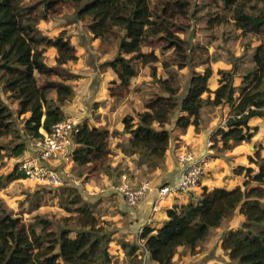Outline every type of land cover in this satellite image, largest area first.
I'll use <instances>...</instances> for the list:
<instances>
[{
	"label": "trees",
	"instance_id": "trees-1",
	"mask_svg": "<svg viewBox=\"0 0 264 264\" xmlns=\"http://www.w3.org/2000/svg\"><path fill=\"white\" fill-rule=\"evenodd\" d=\"M192 1L0 0V82L4 93L17 105L16 116L26 115L22 130L17 129L12 110L0 98V138L11 135L20 141L10 148V155L20 157L32 139L42 137L41 130L50 133L53 125L66 118L63 106L72 99V82L79 77L66 66L77 61L76 50L64 32L49 38L37 25L62 16L70 7L76 20H88L86 28L93 39L116 41V55L105 62L116 78L110 82L109 97L128 95L130 80L138 73L135 63L149 69V85L154 89L143 100L140 112L122 118L123 132L130 136L122 152L136 155L137 167L145 168V173L160 169L171 135L165 126L175 118V128L185 130L192 125L198 131L202 107L226 104L229 108L223 128L212 137V149L221 153L249 143L257 128L250 127L248 121L264 118V42L253 50L252 68L239 74L232 64L228 71H219L213 98H202L209 93L211 69L193 70L190 44L180 37L185 22L190 20ZM219 1L224 9L230 7L235 29L264 35V12L257 6L264 0ZM223 21L217 15L209 24L217 26ZM47 50L55 52L51 65L45 62ZM158 50L171 51L169 60H160L155 53ZM157 63L161 64V76H157ZM173 67L180 73L187 70L183 83ZM235 76L241 78L237 88L233 86ZM109 136L108 130L85 121L78 126L70 159L80 168L78 176L82 180L101 171L109 177L121 173L108 163ZM19 163L4 177L6 182L25 181ZM248 164L234 170L244 178L241 187L203 188L196 197L193 192L186 193L187 202L167 209V219L159 228L145 226L136 243L119 242L124 263L142 264L141 241L148 261L170 264L179 247L194 252L211 229L238 212L243 217L241 225L221 237L220 247L228 259L225 264H264V157L257 151L248 157ZM2 181L0 176V188ZM55 193L63 210L73 216L53 222L39 220L40 230L0 205V264H116L108 251L112 232L83 198L81 189L64 181L55 190L47 189V194Z\"/></svg>",
	"mask_w": 264,
	"mask_h": 264
},
{
	"label": "crops",
	"instance_id": "crops-1",
	"mask_svg": "<svg viewBox=\"0 0 264 264\" xmlns=\"http://www.w3.org/2000/svg\"><path fill=\"white\" fill-rule=\"evenodd\" d=\"M99 45L100 40L94 39ZM54 57L55 52L49 50ZM77 61L84 65V56L76 53ZM53 64L52 62L49 64ZM78 63H68L70 72L80 75L78 87H75V99L73 103L63 106L65 117H77L81 122L85 121L89 126L100 127L109 132V165L111 168L118 167L120 174L115 177L107 176L103 171L94 177L82 180L78 176V168L70 159L52 162L50 167L58 171L64 180H67L81 189L83 198L93 206V211L99 219L106 223V229L112 232V241L108 251L118 260L119 264L124 262V253L119 242L136 243L141 229L145 226L153 229L159 228L167 219L166 210L173 205L185 204L188 200L186 194H170L163 200L157 202L156 190L160 185H173L179 177L178 157L185 153L192 154L193 160L202 159L205 162V175L199 187L193 192L194 197L199 196L203 188L212 190L214 188L233 189L241 187L243 176L236 175L234 170L238 166L248 167V157L258 151L264 157V143L260 142L255 135L249 143L234 145L230 150L214 154L212 149V137L215 131L223 128L228 116L229 108L226 104L217 107H202L199 130L195 131L192 125L185 130L175 128V118L170 125L165 127L171 131L169 146L166 151L163 165L150 173H145V168L137 167V156L122 152V145H126L130 136L123 132L122 118L126 114L133 115L134 112L142 110V102L148 98L151 86L148 81L151 77L147 68L130 80L129 93L125 98H111L108 95L110 82L116 80L113 72L107 68L106 72L96 73L94 65L81 66ZM66 66V67H67ZM67 67V68H69ZM219 69L211 68V77L207 81L209 93H204L202 98H213L212 92L218 87ZM142 73L146 76L142 77ZM238 77V78H237ZM237 82L233 86H240L241 78L236 76ZM148 85V86H147ZM237 96V93L234 95ZM17 108V105H15ZM250 127L258 126L264 133V118H252L248 121ZM218 138V137H216ZM261 146V148L259 147ZM220 144L217 143V147ZM31 153V152H29ZM74 179H71L73 178ZM150 180L154 186L152 192L135 207L124 204L119 187L125 180L131 186H136L144 179ZM71 179V180H69ZM243 217L238 212L229 220L222 221L218 228L211 229L204 241L195 248L194 252L179 247L171 259L170 264H225L220 263L217 257L227 259L226 254L220 247L221 237L224 232L238 228ZM240 224V225H239ZM202 246V249H200ZM223 256H222V255ZM146 264H157L146 261Z\"/></svg>",
	"mask_w": 264,
	"mask_h": 264
},
{
	"label": "rangeland",
	"instance_id": "rangeland-1",
	"mask_svg": "<svg viewBox=\"0 0 264 264\" xmlns=\"http://www.w3.org/2000/svg\"><path fill=\"white\" fill-rule=\"evenodd\" d=\"M257 6H260V9L264 12V3L258 4ZM229 9L230 7L224 9L222 2L219 0L192 1L190 20L185 22V31L180 34V37L190 44L192 50L191 64L194 71L203 72L206 67L210 69L218 68L219 71H228L232 64H235L237 72L241 74L253 67L251 59L253 50L264 42V35L262 32L259 34L251 32L243 33L241 30L235 29ZM217 15L221 16V19L225 21L217 26L211 23L209 24V20L215 18ZM87 23L88 20H76L74 11L70 7L60 17H50L44 21H40L37 28L41 34L49 38H53L60 32H64L71 44L75 47L76 53L79 52L80 55L84 56V65L88 64L91 67L96 62L94 66L96 73L103 74L108 68L105 66V62L111 60L116 55V41L114 38H110L109 41H100L98 45L92 38V35L87 31ZM147 50L145 48L143 49L145 52ZM155 53L160 60L163 58L164 60H169L171 51L163 53L158 50ZM52 60V53L47 50L45 62L50 64ZM74 63L80 64L79 61ZM80 65L84 66L82 64ZM135 66L138 68V72H141L143 67L138 63H135ZM154 66L156 67L157 76L163 75L161 64L157 63ZM145 68L148 70L146 73L149 74L148 67ZM67 69L69 70L71 67ZM171 69L176 71L174 67ZM146 73H142V77L146 76ZM177 74L180 82L183 83L188 72L187 70H183L181 73L177 72ZM235 77L234 80L238 78ZM79 78L82 77L79 75L72 82L74 94L72 99L65 104L73 103L75 99V87L79 85ZM54 80L57 79L55 78ZM148 82L151 83L152 81ZM234 82L237 81L235 80ZM153 89L154 87L151 86V90ZM0 98L12 110L13 117L15 118V127L22 130L23 119L26 115L16 116V104L4 93L1 82ZM254 127L257 128L256 138L264 143V133H258L263 131L259 130L258 126ZM41 132L43 131L41 130ZM18 142H20L19 139L16 140L11 135L0 138V146H4L0 149V176L3 178V186L0 188V205L2 208L10 212L13 216L22 218L26 224H36L37 230H40L42 225L41 223H36L39 220L53 222V220L59 221L63 217L73 216V214H69L63 210L56 193L54 195L47 194V189L55 190L57 187H48L44 190L40 185L21 179L6 182L4 177L11 173L14 167L29 154L28 146L20 157L10 155V148ZM259 147L261 148L260 145ZM216 153L219 154L215 149L214 154ZM71 179H74V176ZM64 181L67 184L73 185V183L67 180ZM62 199H65V196ZM200 249H202V246H200ZM217 260L220 263L228 262V259L225 260L220 255L217 257ZM115 262L119 264L118 260H115ZM123 264L125 263L123 262Z\"/></svg>",
	"mask_w": 264,
	"mask_h": 264
},
{
	"label": "built area",
	"instance_id": "built-area-1",
	"mask_svg": "<svg viewBox=\"0 0 264 264\" xmlns=\"http://www.w3.org/2000/svg\"><path fill=\"white\" fill-rule=\"evenodd\" d=\"M81 121L77 117H66L52 126L50 133L41 132L42 137L32 139L29 143L28 154L18 165V170L24 174L25 181L40 185L41 187H59L64 183L61 174L50 167V163L65 161L73 148V136L78 131ZM179 177L173 185H160L157 190V202L170 194L194 192L205 175L206 167L202 159L193 160L192 154L185 153L178 157ZM154 186L148 179L131 186L125 180L119 187L123 202L128 207L137 206ZM139 258L146 264L148 253L141 241Z\"/></svg>",
	"mask_w": 264,
	"mask_h": 264
}]
</instances>
